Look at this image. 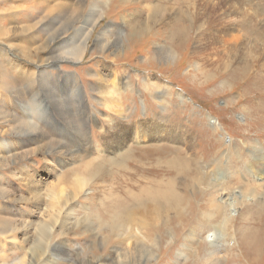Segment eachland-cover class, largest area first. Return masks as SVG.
Masks as SVG:
<instances>
[{"label":"rangeland","instance_id":"obj_1","mask_svg":"<svg viewBox=\"0 0 264 264\" xmlns=\"http://www.w3.org/2000/svg\"><path fill=\"white\" fill-rule=\"evenodd\" d=\"M2 13L0 57L55 79L58 71L69 73L72 83L41 98L42 115L32 123L46 134L24 147L18 143L28 131L16 129L12 114L27 121L32 100L8 75L1 79L14 98L0 91V220L7 239L0 264H119L121 253L127 264H264V0H0ZM45 18L46 33L60 34L39 53L57 59L59 49L65 59L33 63L18 43L30 52L45 43ZM82 27L86 48L73 61L79 54L65 55L74 41L69 35ZM77 81L86 116L72 100ZM75 137L82 142L71 143ZM123 155L121 172L112 161L104 166L100 193H74L75 182L88 178L85 162H119ZM160 159L181 160L191 165L188 178L201 177L194 186L178 183L182 209L155 214L153 225L114 230L104 210L118 192L175 176L164 169L173 166H156ZM55 194H75L72 206L61 198L59 209L51 207Z\"/></svg>","mask_w":264,"mask_h":264},{"label":"bare ground","instance_id":"obj_2","mask_svg":"<svg viewBox=\"0 0 264 264\" xmlns=\"http://www.w3.org/2000/svg\"><path fill=\"white\" fill-rule=\"evenodd\" d=\"M73 12H76V11L73 10ZM0 16L7 17V14L2 13V14H0ZM154 16H155V11L154 10H150L149 13H148V18L149 17L153 18ZM73 22H75V20H73ZM73 22H71L72 25L69 26V27H74V23ZM41 28H42V32H44L43 34H44L45 39H46L45 43H42L41 45L36 46V47L34 46L31 49V52H30V51H24L25 48H24V46L21 45L22 42H20V44L18 43L19 47H18L17 50L22 52V53H19V54L22 55L23 57L27 56V58L31 59L30 62H33V63L34 62L35 63H37V62L43 63V62H46V61H49V60L53 61V60L65 59V58L61 57L63 55H61V53H59V49L53 50V53L56 54L57 57H58L57 59H55L56 57L55 58H49V59H46L47 58L46 57L44 59V56H42L39 53V51L44 50L46 47H48L50 45V43L54 41V39L57 37V35L59 36V34H60V33H53V32L52 33H46V18H45V20H43L41 22ZM73 31H74V33H71L69 36L74 41H73V44L71 43L72 45L69 46L70 47V51L67 52V54H65V55L69 56V59H70V55H68V53L78 52L79 55H78L77 58H71L73 61H78V60H80V55L83 54V52L85 51V48H86L85 41H86L88 33H87V28H85V27H82L79 30H75L74 29ZM7 32H8V30H7ZM7 35H8V33H6V36ZM9 40L12 41V42H16L12 38H10ZM33 63H31V64H33ZM0 70H1V73H0L1 74L0 75V91H2L3 93H5V94H7V95H9L11 97H13L14 92L13 93L10 92L9 89L6 88V85L2 84V81H1L3 76L8 75L9 78L11 80H13V82L16 85L24 86V92H25L26 95L23 92V96L24 97L27 96V99L31 98V100H32L31 101V105L28 106L27 109L24 110L27 113V115H26L27 121H19V120H17L19 118L18 115L16 113L12 114L13 118L15 119V123H18V125L16 126V129H23L24 128L25 130L28 131L27 135L24 134L25 137L23 136V140H21L18 144L22 143L23 144L22 146L29 147L32 144H36V143L40 142L42 140V138H44V135L46 133H43V131L41 130L42 129V128H40L41 125H38V126L36 125L37 127L36 126L33 127L34 124L32 123V118H33V116H37V115H38V118H39L42 115V111L40 110V108H43L42 103H44V101L41 100V98L43 96L46 97V96H51L52 94H55L53 88L56 85L57 86L58 85L62 86V84H65L66 82H68L70 84V87H71V83H72L71 76L69 75V73H63V72L59 73V71H58L57 72V74H58L57 77H58V79H62V82H61L60 80L55 79L53 76L49 75L47 70H45V69L41 68V70L36 72L34 69L28 68V67H26L24 65L15 64L14 61L9 60V59L6 58V56H4V53H1V57H0ZM11 73H13L14 76H16V77H12L10 75ZM49 77H52L55 81L54 80H49ZM63 79H66V80L63 81ZM142 80H145V79H142ZM60 83H62V84H60ZM128 86H129V84H128ZM146 86H147V84H146ZM64 87H67V85L64 86ZM43 88H44V91L46 90L45 93H41V90ZM10 90H12V88H10ZM66 91L64 90L63 92L67 93ZM159 92L160 91H158V93ZM71 96H72L73 102L74 103L76 102L78 104L80 112L83 113V115H84L85 103L86 102H85V97H83V94H82V91H81V88L79 86V82L78 81L74 85V89L71 92ZM182 98H183V96H182ZM59 100L62 101L61 99H59ZM113 100L111 98H109V102L110 103L112 102L113 104H115ZM0 102H2V101H0ZM115 106L116 105H112L111 106V107H114L113 111L111 109L112 113H114V114L119 113L118 111H116V109H115L116 107ZM118 106H120V105H118ZM58 107L60 108V106H58ZM11 108H13V107H11ZM118 108H120V107H118ZM31 110L33 112V115H31L32 114ZM39 111H41V112H39ZM84 116H86V114ZM63 118H65V119L68 118L69 119L70 118L69 114H67V118L66 117H63ZM69 122L73 123L72 118L69 119ZM215 122H216L215 120H212V123H215ZM216 125H218V124H216ZM74 127L75 126H73V129H74ZM84 127H86V121L84 123ZM81 133H83L82 130H81ZM78 134H80V133H78ZM78 140H79V142L81 141L80 139L75 137V139H73L71 141V143L78 145L79 144ZM76 145H74V146H76ZM125 160H126V156L123 155V157L121 156V159H120L119 162H118V160L114 161V158L110 159V160H106V159H103V158H94V159H91V160L85 162V164L83 166V172H85V174L86 173L89 174L88 178H87V180H77V182H75L74 193L77 194L78 191L83 190L85 187H87L90 191H95L93 189H96V192L100 193L101 190L99 188L102 187L100 185V183L104 184L106 182L105 181V177H107V175H108L107 168L104 167V166L108 165L107 163H112L113 162L112 163L113 167L114 168H118L117 172H121L125 168L124 167L121 170L123 165H125V164H123V163L126 162ZM147 162H149V161H147ZM193 163H195V162H193ZM149 164L150 163H148V165ZM155 164H156V166H162L163 164H166L167 166H170V165L173 166V168L165 167L164 169H166V170L174 169L175 171H173V173L175 174V176L174 177L173 176H169L167 178L163 177V178H166V179H161V181H158V182H154V181L151 180V181L148 182V186H146V185L142 186V188L140 190H138L137 192H135V193L133 192L134 191L133 188H132L133 190H131L130 186L132 184L130 186H127V187L124 188L123 196L120 194V192H118L117 195H116L117 199L114 200V201L111 200V202H109V204H108L109 208L107 210H104V211H106V213L104 214V217H109L111 219V221H109V223H112L114 230L118 231L119 228L123 227V225H133V224L135 225V223H138V222L140 224H142V225H153V222L155 221V219H154L155 217H153V216H156V215H157L156 217H158L159 215L161 216V214L167 213L169 211V209H176V211L181 210L182 209L181 208L182 205L180 203L183 202V199L181 200L180 198L182 197L181 192H183V188H180L178 186V183L179 182H183V185H182L183 187L185 185H188V184L190 186L191 185L194 186L193 183L196 182V181H199L201 179V177L196 178L198 175L195 176V172H193L191 177L188 178L189 170H190L191 165L187 164L186 166H183V162H181V160L180 161H175V162L172 161V163H170V162L167 163V161H164V160L160 159V160H158V162L156 161ZM196 169L199 170V167L197 166ZM127 170H128V168H127ZM131 170H133V169H131ZM183 174H184V176H183ZM139 176H141V175H139ZM133 177H134V175H133ZM183 177H185V179H183ZM142 180L145 181V179H142ZM91 182H94V184H91ZM136 183L137 182H135V184ZM195 185H197V184H195ZM107 191L109 192L111 190H107ZM119 191H120V189H119ZM55 195L56 196L51 198L52 199L51 207L55 206V208H57V209H59V207H60L59 199L63 198L65 200L64 203H63V206L66 205V207H67V204H69V203L71 204V202H73L72 199L75 198L74 195L73 196L72 195L71 196L70 195H67V196L65 195V197H62L63 194H60V195L59 194H55ZM126 199H129V201L126 202L125 201ZM130 200L133 201L132 205L129 204ZM211 202L213 203L214 201L211 200ZM229 203L230 204H228V205H231L233 207L234 202L229 201ZM226 204H227V202H226ZM127 205H128V207H125ZM71 206H72V204H71ZM71 206H69V207H71ZM213 206H215V205H213ZM138 214H142L141 216H139L141 218H139L137 216ZM136 217H138V218H136ZM96 219L98 220L99 217L96 216ZM55 220H56V216H54V218H53V220H51V222H53V224H54ZM2 222H4V221L0 220V243H4L7 240L4 237V233H2V228H1V223ZM151 222H152V224H150ZM118 224H120V225H118ZM40 231L43 233L42 230H40ZM248 235H249V239L253 240V232H252V230L249 231ZM43 236H45L44 233H43ZM207 238L209 239V241L216 240V238H218V235H216V232L215 233H210V235H208ZM58 248L61 249L59 246H58ZM62 251H64V250H62ZM145 251H146L145 248L144 249L143 248L135 249V253L137 252L138 254H143V253H145ZM54 254H56V253H54ZM132 255H133V253H132ZM119 256H121V261H120L119 264H127L126 259H125V258H127V255L125 253H121ZM204 258H206V257H204ZM19 261L20 262L18 264H23V261H21V260H19ZM40 261L42 262L43 260H40ZM44 261H46V260H44ZM213 261L216 262L215 259H213ZM29 264H33V263L30 262Z\"/></svg>","mask_w":264,"mask_h":264},{"label":"crops","instance_id":"obj_3","mask_svg":"<svg viewBox=\"0 0 264 264\" xmlns=\"http://www.w3.org/2000/svg\"><path fill=\"white\" fill-rule=\"evenodd\" d=\"M162 83H163V82H162ZM157 88H158V87H157ZM161 89H162L161 92H164V93H165V90H166V89H165V86H164L163 84H161V85L159 86V88H158V90H161ZM156 94L159 95V93H158L157 91H156ZM158 104H160V103H158ZM158 104L156 105L157 107H159V106H161V105H163V104H166V102H163V103H161L160 105H158ZM193 115H194V114H192V117H193ZM184 130H186V129H185V127L183 126V131H184Z\"/></svg>","mask_w":264,"mask_h":264}]
</instances>
